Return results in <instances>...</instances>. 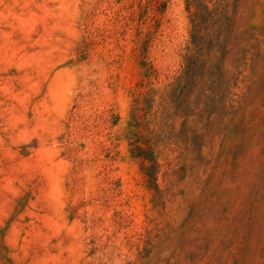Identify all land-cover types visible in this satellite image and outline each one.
<instances>
[{"label": "rangeland", "instance_id": "1", "mask_svg": "<svg viewBox=\"0 0 264 264\" xmlns=\"http://www.w3.org/2000/svg\"><path fill=\"white\" fill-rule=\"evenodd\" d=\"M0 264H264V0H0Z\"/></svg>", "mask_w": 264, "mask_h": 264}, {"label": "trees", "instance_id": "2", "mask_svg": "<svg viewBox=\"0 0 264 264\" xmlns=\"http://www.w3.org/2000/svg\"><path fill=\"white\" fill-rule=\"evenodd\" d=\"M205 14H208L206 11H203V12H200L199 13V21H200V19H201V17L203 16V15H205Z\"/></svg>", "mask_w": 264, "mask_h": 264}]
</instances>
